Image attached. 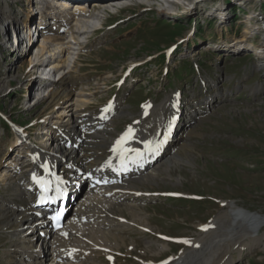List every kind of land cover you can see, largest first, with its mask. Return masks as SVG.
<instances>
[{
	"label": "rangeland",
	"instance_id": "rangeland-1",
	"mask_svg": "<svg viewBox=\"0 0 264 264\" xmlns=\"http://www.w3.org/2000/svg\"><path fill=\"white\" fill-rule=\"evenodd\" d=\"M34 1L0 0L4 8L0 14L11 16L14 21L10 25L9 18L0 15V207L8 206L3 204L1 196L5 195L10 180H18L15 176L32 158L31 150L35 144H45L51 134L64 140L58 132L67 119L75 122L71 126L78 135L60 146L56 142L55 145L61 148L56 159L68 162L80 158L85 161L89 154L86 152L92 154L89 144H96L89 137L92 134L89 129L98 130L92 137L107 131L109 144L142 107L148 105L153 114H158L157 105L167 97L182 98L184 94L192 97L196 90L200 92L201 100L212 95L213 103H206L205 106L210 105V108L204 110L205 106L192 104L196 98L189 101L188 97H183L186 113L182 122L185 123L179 125L176 136L173 135L175 140L159 160L166 161L175 154L173 157L181 168L178 171L171 169L165 176L159 174L158 181L163 183L158 185L160 187H131L136 189L133 192L150 195L148 200L138 203V210L146 217L143 225L147 233L136 229L119 233L125 245L111 254V260L106 257L109 253L99 254L97 264H138L137 259L157 263L171 260L185 247L169 240L198 236L197 226L206 225L214 213L220 211L222 202L234 203L238 208L264 217V94L253 100L249 95L253 88L264 91V0H125L118 3L125 7L112 8L111 14L103 17L94 14L97 18L92 20L76 19L78 23L85 21L91 25L89 34L71 36V28L77 24L74 20L70 29L62 32V43L68 42L66 53L48 44L49 52L43 54L42 60L50 59L49 63L55 60L47 65L45 72L39 65L33 69L28 66V62L38 55L42 39L37 41L35 36L36 41L32 42L29 52L22 56L7 46L14 29L17 28L21 36L23 24L32 19L28 13L31 11L30 15H35ZM50 18L45 31L62 23L57 13ZM245 35H249L248 38ZM72 37L76 43H71ZM245 37V42H239ZM60 58L62 62L56 70L54 65ZM63 77L70 81L65 79L59 84ZM30 80L46 81L50 88L59 84V88L69 87L70 91L64 97L50 101V88L41 90L34 83L31 85ZM124 80L123 89L117 90V85ZM205 80L209 81L208 86L204 84ZM247 82L249 86L244 87ZM230 86L244 89L231 99ZM126 93L127 100L121 106L124 116L115 120V124L106 129L74 126L77 121L91 118L87 114H94V105L98 109L101 107L100 99L108 102L111 96L121 99ZM215 93L220 96L215 97ZM42 99L45 101L39 104ZM129 112L135 116H130ZM166 113L169 114V110ZM71 114L84 117L74 120ZM152 120L149 117L145 125ZM28 132L32 140L31 137H24L23 141L18 139L19 135ZM76 143L80 146H75ZM73 151L76 153L72 155ZM84 161L79 163L81 168ZM169 182H176V185ZM171 193L177 198L171 199ZM162 194L170 197L165 198ZM118 202H123L120 203L123 209L126 202L122 199ZM19 205L16 203L11 209L26 214L27 208L23 210ZM121 214L125 216V211ZM118 215L112 216L116 220ZM5 223L0 222V262L4 251L12 245L9 240L16 236L3 234ZM82 231L87 236L83 237L92 236L87 228ZM37 233L31 235L36 237ZM249 242L243 246L240 256L236 257L238 251L231 252L228 257L231 261L239 258L232 264H264V242ZM256 242L262 247L246 250L244 254L247 246ZM146 244L154 246L155 251L149 250ZM50 248L48 245L47 251Z\"/></svg>",
	"mask_w": 264,
	"mask_h": 264
},
{
	"label": "bare ground",
	"instance_id": "bare-ground-1",
	"mask_svg": "<svg viewBox=\"0 0 264 264\" xmlns=\"http://www.w3.org/2000/svg\"><path fill=\"white\" fill-rule=\"evenodd\" d=\"M39 1L43 3L41 4V8L42 10H45V14L47 15V17H44V15L41 16L40 22L51 19L50 16L53 17V15L56 13H63L55 5V3H58V6H64L63 4L77 6L74 8L77 10V12L70 14L73 16V18H65L66 21L60 20V22L62 21L63 23L62 25H56L55 27L53 26L52 30L45 31L44 27L48 22L43 24L40 23V29L38 28L39 31L38 29L34 30V33L37 31L39 32L37 41L42 39V45L38 47L39 53L35 57V60L29 61L28 66L33 69V67L39 65V68L44 71L47 70L46 67H49L47 65L52 64L53 60H55H51V63H49L50 59L42 60L43 54L49 52L48 44L57 46L61 53H66V44L68 42H65L64 44L62 43L64 38V36H62V32H67L70 29V26H72V22L74 20L80 18H87L90 20L96 19L97 17L95 18V13L93 12L110 9V7H113L115 3H121L125 0L111 2H109V0ZM89 5H91V8ZM68 8L69 7H67V9ZM88 8L90 9L89 11L87 10ZM2 9L4 10L3 6L0 4V12L3 13ZM30 12L28 13V16L31 19L34 15H32V13L30 15ZM88 12L91 14H87ZM2 13L0 15H4L3 18L8 17L10 20V25H12L14 21H12L11 16H6ZM92 15H94V17ZM78 22L77 24L73 25V28H71V36H74L75 34H89L91 25L85 21H81L80 23ZM22 27L24 32L21 34L20 38H17L14 41V38H16L14 37V34L17 35L18 33V29L16 28V30L14 29L12 32L11 39H9L7 45L11 50L20 56H22L26 51L28 53L32 42L36 41L34 34L31 31L32 27H27V23ZM22 27L20 28L22 29ZM97 29H95L93 32H95ZM245 36L248 38L249 35ZM246 37L239 42H245L247 39ZM30 38L33 40L30 41ZM72 40L73 42L71 43H76L74 37H72ZM61 62L62 59L60 61L57 60L56 63L54 62V67L56 70L60 68ZM140 67H142V65ZM72 73L74 74L77 72ZM65 79L68 82L70 81V78L63 77L59 84H62ZM208 82L209 81L205 80L204 84L208 86ZM31 83H34L35 86H39L41 90H44L48 87V85H46V81L42 82L34 80L31 81L30 84ZM59 84L56 86L52 85V88H50V86L48 87L50 88L48 89L50 92L48 96L50 101L64 97L66 94H68V91H70L69 87L64 89L59 88ZM70 84H68V86ZM214 84L217 83L215 82ZM248 84L250 83H245L244 87L245 85L249 86ZM220 86L221 83L219 82L218 87ZM244 87L239 89V86H234L233 88L230 86V90L233 92L230 93L232 94L230 96L231 99H233L235 94H237L239 91H242ZM93 89L95 90L96 87ZM250 91L251 92L249 95L251 96L252 100L258 96L261 97L264 94L263 90L255 88L251 89ZM218 95L220 96V93H217L215 97L218 98ZM185 96L186 95L184 94L183 97ZM221 96H223V94ZM183 97H167L163 103L157 105L160 111L158 114H153L152 108L148 105L142 107L140 113L137 114L136 117H134L135 115H132V113L129 112L130 116L134 117L133 121L130 120V122L124 125L125 127L123 131L119 133V136H117L116 139L114 138L115 140L113 139V141L109 144H107V142L111 140L106 137L107 131L101 132L99 137L90 136V139H92L94 141L93 143L96 144H89L92 149V154H90L88 157L95 156V159L89 163H86L83 168H81L79 163L84 161V159L82 160L79 158L77 161L72 159L68 160V162H62L61 159H56V153L60 151L61 148L59 146L61 143H64L66 140L71 139L72 136L77 134L71 126V123L74 121H71L70 118L67 119V123L64 124L62 128H59L58 133L61 132L60 134L64 140L58 139V137L51 134V137L45 139L46 142L49 141V144L46 142L45 144L40 142L35 144L31 150L32 158H30L29 162H27L28 164L20 167L18 177L21 178L15 181L14 178L13 180H10V184L6 186L7 189L5 191V195L1 196V201L4 202L3 204L8 205L0 207V212H2V214H0V222H6V228H4L3 234L12 233L14 236H16L9 240L12 245L9 246L6 251H4V257L0 264H97L96 257L99 254H102L103 252L106 254L109 253V255L106 256L109 258L111 257L112 253L117 252L118 247L125 245V242L122 240V236H120L119 233L126 234L133 229H136L142 233H147L148 230L143 225L145 224L144 222L146 221V217H144L145 215H143V213L138 210V203L148 200L150 195L145 192H133L136 189H132L131 187L133 186V188H137L134 185L142 187L146 185H148V187H160L158 185L163 183L158 181L159 174H164L165 176L166 172L170 171L171 169H176L178 171L179 168H181V165H178L176 159L173 157L175 154L167 158L166 161L164 160L163 162H160L159 160L164 157L166 150H168L175 140L174 137L170 139L167 129L174 126L176 129L182 123L184 112L181 109L183 105H186V103H184L186 100L183 99ZM186 97H188L187 99L190 101L194 100L196 95L193 97ZM181 100L183 102H181ZM208 100L210 101V99ZM44 101L45 100L42 99L39 104ZM177 101H179V103H177ZM100 102L102 105L99 109L96 108V105L92 107L94 109V114H87L91 117L89 120H84L81 122L77 121L74 126L78 128L82 127L84 129H96L99 126H103V128L106 129L109 127V125H112L113 123L115 124V120L122 119L124 116L122 114L123 110H121L122 108L119 107L117 101H109L108 103L102 98L100 99ZM104 105L109 106L104 107ZM168 110L170 112L168 116L169 118L166 119V112ZM72 117L74 120H80L81 117H84V115L80 114L78 117V115L75 114L72 115ZM149 117H152L153 120L150 122V124L146 123L147 125H145V121ZM101 120L103 121L100 122ZM174 120H177V125H175ZM128 131L130 134H128ZM95 132H98V130ZM28 134L29 132L22 133V135L18 136V139L23 141L22 138L31 137L32 140L33 137ZM33 136H35V134H33ZM121 140H124L125 142L122 145ZM162 141L168 142L166 144L167 147L165 150L160 147L159 143ZM56 142L59 143V146L55 145ZM146 143L151 144L149 150L142 153L138 157H134V153L141 151ZM75 146L78 147L80 144L76 143ZM122 148H128L132 151L124 155V166L118 168L116 164V158H118L117 152ZM75 153L76 151H73L72 155ZM176 158H178V156H176ZM158 161L159 163L157 164L156 162ZM45 165H49L50 174H44ZM66 166L67 169H65ZM59 167L63 168L60 171V175L56 173L60 170ZM132 173H135V175L131 176ZM34 178H46L52 180L54 183L51 194L52 196H58L59 194H64L66 196L69 194V196H72L76 199V202L74 203L71 201L68 202V204L71 203V205H68V215L64 222L63 229L59 232L53 230L51 222L46 220L45 214L36 212L35 206L37 201H39L41 198H44L40 196V192L35 188V184L32 182ZM92 179H97L98 181L102 182L103 185L101 187L98 185L95 186L93 183H90ZM87 180L90 181L89 185L94 186V188L87 190L89 187L88 185L86 189L85 185L88 182ZM169 183H174V185H176V182ZM83 191L84 193L82 194ZM80 194H82L81 197ZM167 195L162 194V196L165 198L170 197L169 194ZM170 195L171 199L177 198L174 193H171ZM118 199H122L124 202H126L124 203L123 209L120 208L121 205H123L120 203L123 202H118ZM16 203L23 206V210L27 208L28 212L24 214L22 212H16L15 210H12L11 208L15 207ZM225 203L226 202H222V208L220 211L214 213L206 225L197 226L199 227L198 236L193 237L192 239L187 237L188 239L181 238L179 240H169V242L183 244L185 248L180 250L176 257H170L172 262H170L171 260H165L164 264H232L239 260V258H234L235 260L231 261V259L228 258L229 255H231V252L238 251L236 255L237 257L240 252H243V246L249 241H258L261 243L264 242V235H262L264 228V217L255 213H251L246 209L238 208L234 203ZM123 211H125V216L121 214ZM109 213H111V215H109ZM117 213L119 215L115 220L112 215ZM8 219H11V221H5ZM85 228L90 231L89 233H91L92 236L85 238L87 236L85 233L83 234L82 231ZM33 232H38V235L33 237V235H31ZM83 235H85V237H83ZM48 245L51 247L49 251H47ZM146 245L148 248H150L149 250L155 251L156 248L154 249V246L149 247L148 244ZM261 247L262 246L260 244L258 245L257 242L256 244H251L247 246V248L245 247L246 249L244 250V254L246 250H257ZM157 253H159V251H157ZM244 254L242 253V255ZM50 255L51 258L48 259ZM25 260H30L31 262H24ZM137 261L138 264H159L146 259H137Z\"/></svg>",
	"mask_w": 264,
	"mask_h": 264
}]
</instances>
